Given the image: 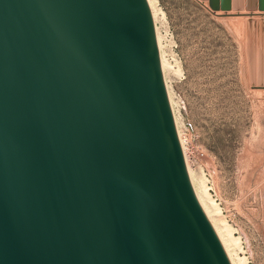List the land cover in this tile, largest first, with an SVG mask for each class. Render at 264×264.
Returning <instances> with one entry per match:
<instances>
[{"label":"water","instance_id":"1","mask_svg":"<svg viewBox=\"0 0 264 264\" xmlns=\"http://www.w3.org/2000/svg\"><path fill=\"white\" fill-rule=\"evenodd\" d=\"M0 264H232L148 0H0Z\"/></svg>","mask_w":264,"mask_h":264},{"label":"rangeland","instance_id":"2","mask_svg":"<svg viewBox=\"0 0 264 264\" xmlns=\"http://www.w3.org/2000/svg\"><path fill=\"white\" fill-rule=\"evenodd\" d=\"M154 6L195 186L236 264H264V0Z\"/></svg>","mask_w":264,"mask_h":264},{"label":"bare ground","instance_id":"3","mask_svg":"<svg viewBox=\"0 0 264 264\" xmlns=\"http://www.w3.org/2000/svg\"><path fill=\"white\" fill-rule=\"evenodd\" d=\"M148 3H149V6L151 8V11H152V14H153V18H154V23H155V27H156V32H157V37H158V44H159V48H160V53H161V59H162V65H163V71H164V75H165V79H166V83H167V87H168V91H169V94H170V98H171V102H172V106H173V101H172V97H171V93H170V88H169V85H168V81H167V77H166V67H167V62L165 60V57H164V54H163V49H162V43H161V38H160V34H159V31H158V25H157V20H156V10H155V0H148ZM173 110H174V106H173ZM174 113H175V117H176V121H177V125H178V129H179V132H180V136H181V140H182V144H183V148H184V151H185V155H186V159H187V163H188V167H189V170H190V174H191V178H192V182H193V186H194V189L196 191V194L204 208V210L206 211L210 221L212 222L213 226L215 227L226 251H227V254L231 260V263L232 264H236V260L235 258L233 257L232 253H231V247L232 245H234V243L236 241H238V239L234 238L231 236V229L230 227H227L224 225V230L222 231L217 225H216V221L214 219V217L212 216L211 214V211H210V208L209 206L207 205L206 203V200L204 199V197L198 192L196 186H195V183H194V177H193V172L191 171V167L189 165V162H188V153H187V148H186V144H185V140H184V135H182V132L180 130V127H179V123H178V119H177V116H176V112L174 110ZM209 195V194H208ZM207 195V199H209V201H211V203H213L212 199ZM206 197V196H205ZM217 208V207H216ZM220 212V211H219ZM223 226V225H222ZM237 244H235L236 246ZM236 256V255H234ZM238 261L241 262V264H245V260L242 258V259H237ZM244 260V261H243Z\"/></svg>","mask_w":264,"mask_h":264}]
</instances>
